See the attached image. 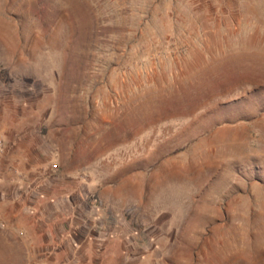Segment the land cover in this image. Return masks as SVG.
Returning <instances> with one entry per match:
<instances>
[{
	"label": "rangeland",
	"instance_id": "374dc122",
	"mask_svg": "<svg viewBox=\"0 0 264 264\" xmlns=\"http://www.w3.org/2000/svg\"><path fill=\"white\" fill-rule=\"evenodd\" d=\"M0 264H264V0H0Z\"/></svg>",
	"mask_w": 264,
	"mask_h": 264
},
{
	"label": "built area",
	"instance_id": "2783aa9c",
	"mask_svg": "<svg viewBox=\"0 0 264 264\" xmlns=\"http://www.w3.org/2000/svg\"><path fill=\"white\" fill-rule=\"evenodd\" d=\"M58 167H59L58 163H56V162L51 165V169H53V170H56Z\"/></svg>",
	"mask_w": 264,
	"mask_h": 264
},
{
	"label": "crops",
	"instance_id": "0c3cea01",
	"mask_svg": "<svg viewBox=\"0 0 264 264\" xmlns=\"http://www.w3.org/2000/svg\"><path fill=\"white\" fill-rule=\"evenodd\" d=\"M53 170V169H52ZM53 171H56V170H53Z\"/></svg>",
	"mask_w": 264,
	"mask_h": 264
}]
</instances>
